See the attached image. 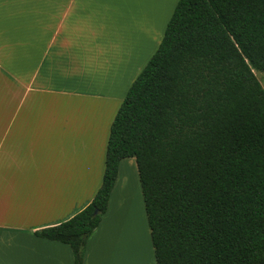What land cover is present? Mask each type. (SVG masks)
<instances>
[{
    "label": "trees",
    "instance_id": "obj_1",
    "mask_svg": "<svg viewBox=\"0 0 264 264\" xmlns=\"http://www.w3.org/2000/svg\"><path fill=\"white\" fill-rule=\"evenodd\" d=\"M264 0H179L109 130L101 186L33 236L83 264L122 160L136 161L156 264H264ZM96 212V214H95Z\"/></svg>",
    "mask_w": 264,
    "mask_h": 264
},
{
    "label": "crops",
    "instance_id": "obj_2",
    "mask_svg": "<svg viewBox=\"0 0 264 264\" xmlns=\"http://www.w3.org/2000/svg\"><path fill=\"white\" fill-rule=\"evenodd\" d=\"M32 1L17 13L0 6V264H73L67 245L33 233L70 219L92 201L102 183L111 123L143 69L121 96V79L103 94L102 44L112 42L102 40L108 34L102 0ZM103 11L111 12L108 6ZM124 164L137 171L134 158L120 162L83 264H102V225Z\"/></svg>",
    "mask_w": 264,
    "mask_h": 264
},
{
    "label": "rangeland",
    "instance_id": "obj_3",
    "mask_svg": "<svg viewBox=\"0 0 264 264\" xmlns=\"http://www.w3.org/2000/svg\"><path fill=\"white\" fill-rule=\"evenodd\" d=\"M32 3V0H0L1 7L14 8V13ZM175 3L177 0H102V27L105 26L108 33L102 35V40L112 42L102 44L103 94L108 93L109 88L112 92L120 79L119 96L131 85L136 73L156 52ZM104 6L111 12L104 13ZM255 76L264 90V73L255 72ZM138 180L135 167L124 164L111 215L102 225V264H156L147 220L141 215ZM113 224L114 227L106 231ZM108 235L105 250L103 243Z\"/></svg>",
    "mask_w": 264,
    "mask_h": 264
},
{
    "label": "water",
    "instance_id": "obj_4",
    "mask_svg": "<svg viewBox=\"0 0 264 264\" xmlns=\"http://www.w3.org/2000/svg\"><path fill=\"white\" fill-rule=\"evenodd\" d=\"M95 214H96V212H95Z\"/></svg>",
    "mask_w": 264,
    "mask_h": 264
}]
</instances>
